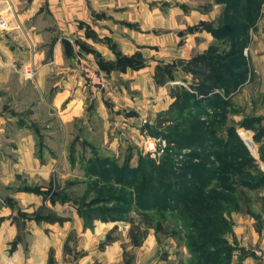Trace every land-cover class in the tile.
<instances>
[{
    "label": "crops",
    "instance_id": "crops-1",
    "mask_svg": "<svg viewBox=\"0 0 264 264\" xmlns=\"http://www.w3.org/2000/svg\"><path fill=\"white\" fill-rule=\"evenodd\" d=\"M216 5L213 0H0V138L17 136L16 144L10 145L21 156L13 167L34 175L52 166V160L41 161L34 155V127L44 114L65 123L96 112L108 124L114 121L138 131L140 116L146 114L154 122L157 113L174 101L178 89L197 93L200 76L188 61L214 40L202 23L213 22ZM263 19L248 45L252 67L246 78L228 93L221 86L213 89L224 93L220 95L226 100L225 125H234L240 134L250 130L240 121L256 117L260 142H264ZM63 38L70 43V54ZM81 53L94 57L101 68L99 59L115 62L117 53L131 57L133 64L119 61L111 70L102 68L113 91L93 92L76 65ZM179 59L185 62L178 64ZM5 145L0 142V149ZM11 166L8 157H0L1 183L12 181ZM4 195L18 204L19 199L30 205L39 201L32 192L0 191V264H114L119 260V239L103 244L117 229L113 223L98 221L92 229H84L74 213L63 210H55L64 218L61 222H37L16 216V210L4 203ZM73 233L77 236L74 251L69 249Z\"/></svg>",
    "mask_w": 264,
    "mask_h": 264
},
{
    "label": "rangeland",
    "instance_id": "rangeland-1",
    "mask_svg": "<svg viewBox=\"0 0 264 264\" xmlns=\"http://www.w3.org/2000/svg\"><path fill=\"white\" fill-rule=\"evenodd\" d=\"M213 1L218 5L211 16L212 25L226 28L232 19L225 17L223 2ZM263 7L264 0L255 17L252 14L248 19L255 18L241 39L243 51L255 36L264 16ZM213 38L212 43L223 49L230 46L226 37ZM244 55L251 69L249 49ZM47 115L34 127V155L41 161L52 160V166H45L40 173L31 175L13 167L21 156L10 145L16 144L17 136L0 138L6 144L0 149V157H8L12 165V181L0 182V191L12 192L27 185L48 190L45 199L37 195L36 205L19 199L20 205L15 202L12 210H41L43 214L63 210L74 213L81 225L88 211L99 213L102 223L117 226L103 243L119 239L121 255L114 264H264L260 256L264 252V165L257 152L258 145L264 142L254 143L253 139L254 133L260 132L258 126L237 133L253 141V149L244 143L256 161L241 175L248 186L237 187L233 198L220 191L217 210L209 205V197L217 195L213 190L219 188L218 178L241 171L235 166L237 160L226 153L219 159L213 154L204 158L200 152L199 159L197 154L191 155L194 148H182L189 151L181 159L177 155L182 149L157 158L144 152L141 126L138 131L127 130L120 123L104 122L96 112L90 117L82 113L65 123L52 121ZM113 163L118 165L116 171ZM109 176L113 179L105 182ZM201 204H206V210ZM195 210H201L200 225L188 218L191 212L194 216ZM76 239L75 233L71 234L70 250H76Z\"/></svg>",
    "mask_w": 264,
    "mask_h": 264
},
{
    "label": "trees",
    "instance_id": "trees-1",
    "mask_svg": "<svg viewBox=\"0 0 264 264\" xmlns=\"http://www.w3.org/2000/svg\"><path fill=\"white\" fill-rule=\"evenodd\" d=\"M216 1L223 2V13L226 18L232 19L229 20L232 23H228L225 28L219 24L215 27L212 25V21H206L202 23V26L217 38L220 36L226 37L230 46L223 49L221 46L211 43L205 52L194 55L188 61V67L200 76V82L195 87L197 93L186 89H178L174 93V101L168 108L159 111L155 116L154 122L148 127L146 126V129L150 134L161 136L171 144L167 148L166 155H173L182 148H194L191 155H198L201 152L204 158H210L209 156L213 154L221 159L226 153L228 157L230 156L237 160L235 166L239 167L241 171L236 173L233 171L226 178H218L219 188L213 190L217 195L209 197L211 200L209 205H214L219 210L218 199L220 191L223 190V192L230 193L229 195L233 198L234 194L238 193L237 187H247L248 182L241 175H243L244 171H248L250 165H254L256 161L252 159L246 145L237 134L235 126H226L224 123L226 118L223 110V104L226 103L225 98L212 91L215 87L221 86L228 93L246 78L248 67L242 49L244 41L241 39H244L243 36L247 34V27L251 25L255 18L252 21L248 19H251L252 14L255 17L262 0ZM254 7L256 8L254 9ZM246 13L247 15L243 17ZM99 61L102 68L107 70L114 68L119 61L133 64L131 57L119 55L118 53L115 62H103L100 59ZM207 108H211L212 111L209 112ZM255 121L256 117H249L248 119L244 117L239 125L250 129L254 127ZM166 122L168 124H165ZM169 122H172V124H169ZM259 135V131L254 133L253 139L255 142L259 141ZM257 150L259 160L264 163V145L259 144ZM199 159H201L200 156ZM112 166L116 171L118 165L113 163ZM113 175L116 176L115 173ZM112 179L113 176H109L104 181L110 182ZM12 191L32 192L36 195H41L43 199H45L44 194H48V190L44 191L41 188L28 185L17 187ZM57 193V190L54 191V196ZM54 198L58 199L57 197ZM52 200L55 201L54 199ZM3 201L12 209L15 208V201L8 195L3 196ZM201 206L202 209L206 210V204H201ZM17 215L33 218L37 222L44 221L48 223L61 222L64 219L55 211L43 214L40 210L33 214H27L21 210H16ZM193 215L192 212L189 213L188 218L197 223L201 222L203 218L201 210L193 211ZM83 221L84 229H92L96 221L104 222L99 213L92 211L87 212Z\"/></svg>",
    "mask_w": 264,
    "mask_h": 264
},
{
    "label": "built area",
    "instance_id": "built-area-1",
    "mask_svg": "<svg viewBox=\"0 0 264 264\" xmlns=\"http://www.w3.org/2000/svg\"><path fill=\"white\" fill-rule=\"evenodd\" d=\"M0 23L3 24V21L0 20ZM244 54L248 53V48L244 49ZM76 65L78 70L84 76L87 81V84L91 91L100 92L102 90H107L108 92L113 91L112 81L107 77L105 71L98 65L95 58L86 54L81 53L77 56ZM218 91V90H217ZM221 95L224 96L222 91H218ZM211 111V110H208ZM153 123V119L148 117L146 114L140 116V126L142 128V141L144 152L153 157H161L167 153V148L171 145L169 142L161 137L155 136L148 132L146 126L148 127ZM188 152L189 149H182L180 154L177 155V158L181 159L183 153ZM262 260H264V252L260 253ZM56 264H63L62 262H57Z\"/></svg>",
    "mask_w": 264,
    "mask_h": 264
},
{
    "label": "water",
    "instance_id": "water-1",
    "mask_svg": "<svg viewBox=\"0 0 264 264\" xmlns=\"http://www.w3.org/2000/svg\"><path fill=\"white\" fill-rule=\"evenodd\" d=\"M62 42H63V44H64V47H65V49H66V52L68 53V54H70L71 53V47H70V43H69V41L66 39V38H63L62 39ZM178 64H181V63H184L185 62V60H182V59H179V60H177L176 61ZM244 140V143L250 148V149H253L254 148V146H253V141L252 140H250V139H243Z\"/></svg>",
    "mask_w": 264,
    "mask_h": 264
}]
</instances>
